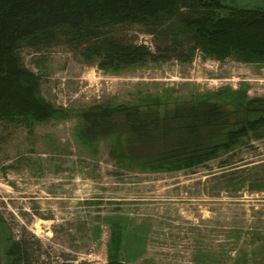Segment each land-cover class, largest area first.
Segmentation results:
<instances>
[{
	"label": "rangeland",
	"instance_id": "obj_1",
	"mask_svg": "<svg viewBox=\"0 0 264 264\" xmlns=\"http://www.w3.org/2000/svg\"><path fill=\"white\" fill-rule=\"evenodd\" d=\"M238 3L264 7V0ZM116 34L154 50L141 27L120 26ZM20 56L42 97L67 115L0 120V264H8L9 242L25 256L20 264H104L112 253L130 264H237L252 250L257 259L264 247V136L198 167L150 171L121 164L109 139L85 136L80 114L156 97L242 91L264 99V63L197 50L188 61L173 56L112 71L63 42L23 46Z\"/></svg>",
	"mask_w": 264,
	"mask_h": 264
},
{
	"label": "trees",
	"instance_id": "obj_2",
	"mask_svg": "<svg viewBox=\"0 0 264 264\" xmlns=\"http://www.w3.org/2000/svg\"><path fill=\"white\" fill-rule=\"evenodd\" d=\"M120 26L141 27L154 50L122 41L116 34ZM61 42L112 71L173 56L188 61L197 50L216 60L263 64L264 7L247 8L238 0H0V120L66 117V110L42 97L39 79L20 56L23 46L39 50ZM218 96L96 105L81 112L82 131L91 140L109 139V153L121 164L150 171L191 169L243 139L264 136V99H249L242 91ZM4 257L20 264L25 256L9 242ZM104 264L130 263L112 253Z\"/></svg>",
	"mask_w": 264,
	"mask_h": 264
},
{
	"label": "crops",
	"instance_id": "obj_3",
	"mask_svg": "<svg viewBox=\"0 0 264 264\" xmlns=\"http://www.w3.org/2000/svg\"><path fill=\"white\" fill-rule=\"evenodd\" d=\"M259 254L257 259L253 257V250L246 252L245 254H239L237 258V264H264V247L259 246Z\"/></svg>",
	"mask_w": 264,
	"mask_h": 264
}]
</instances>
